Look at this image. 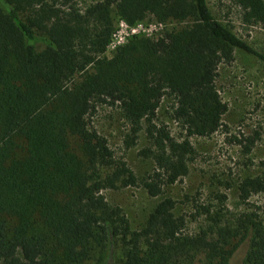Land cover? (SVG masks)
Segmentation results:
<instances>
[{
  "label": "trees",
  "instance_id": "16d2710c",
  "mask_svg": "<svg viewBox=\"0 0 264 264\" xmlns=\"http://www.w3.org/2000/svg\"><path fill=\"white\" fill-rule=\"evenodd\" d=\"M234 1L245 23L264 25V0ZM113 12L128 25L151 15L172 26L106 58ZM235 50L264 58L206 0H99L84 9L74 0H0V264H231L243 245L239 264H264L256 213L226 222L222 206L199 205L192 218L210 223L189 235L176 201L164 197L136 230L102 194L139 184L157 197L188 173L190 139L223 127L217 69ZM165 96L174 99L169 117L184 132L180 141L156 124ZM99 105L120 110L125 149L146 133L150 147L139 154L155 166L145 179L90 126ZM237 188L246 202L264 193V177Z\"/></svg>",
  "mask_w": 264,
  "mask_h": 264
},
{
  "label": "rangeland",
  "instance_id": "374dc122",
  "mask_svg": "<svg viewBox=\"0 0 264 264\" xmlns=\"http://www.w3.org/2000/svg\"><path fill=\"white\" fill-rule=\"evenodd\" d=\"M77 7L84 9L99 0H74ZM212 15L251 48L264 57V25L247 24L243 12L234 0H206ZM114 31L104 56L111 58L118 47L125 45L134 37H157L171 27L160 25L151 16L133 25H128L114 12L112 13ZM125 23L127 28L120 26ZM174 26V25H173ZM130 29L136 30L131 34ZM216 88L221 100L227 104V112L222 118L223 127L210 137L190 139L195 149L193 159L188 163V173L176 183L162 188L157 197H150L137 185L135 187L106 190L102 194L112 206L120 207L127 216L133 229H140L154 206L164 197L176 201L174 213L183 216L184 232L189 235L198 233L210 221L205 214L195 218L196 206L209 207L213 212L223 207V221L233 222L241 213H256L264 223V193L252 195L246 202L239 199L238 184L247 177H264V58H259L241 50L234 51L230 63H221L217 69ZM174 99L165 96L157 110L156 124H165L172 137L180 141L183 130L174 123L169 115ZM90 126L104 137L116 158L124 160L138 180L145 179L154 170V163L139 153L150 147L146 133H139L136 144L130 149L123 145L128 126L117 107L99 105L90 118ZM248 139L254 140L250 152ZM241 141V144L236 141ZM225 195L220 202L218 196ZM246 252L243 245L232 258L231 264H239ZM88 264H92L91 262Z\"/></svg>",
  "mask_w": 264,
  "mask_h": 264
},
{
  "label": "built area",
  "instance_id": "2783aa9c",
  "mask_svg": "<svg viewBox=\"0 0 264 264\" xmlns=\"http://www.w3.org/2000/svg\"><path fill=\"white\" fill-rule=\"evenodd\" d=\"M120 26H123V27H125V28H127V26H126V24L125 23H121V25ZM130 32H131V34H135L136 33V30H134V29H130ZM109 45H111V43L109 42ZM108 45V46H109Z\"/></svg>",
  "mask_w": 264,
  "mask_h": 264
}]
</instances>
